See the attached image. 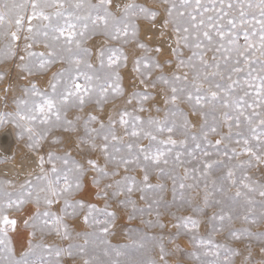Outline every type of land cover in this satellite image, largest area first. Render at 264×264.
<instances>
[{
    "label": "snow or ice",
    "instance_id": "snow-or-ice-1",
    "mask_svg": "<svg viewBox=\"0 0 264 264\" xmlns=\"http://www.w3.org/2000/svg\"><path fill=\"white\" fill-rule=\"evenodd\" d=\"M8 137L0 264H264V0H0Z\"/></svg>",
    "mask_w": 264,
    "mask_h": 264
},
{
    "label": "rangeland",
    "instance_id": "rangeland-1",
    "mask_svg": "<svg viewBox=\"0 0 264 264\" xmlns=\"http://www.w3.org/2000/svg\"><path fill=\"white\" fill-rule=\"evenodd\" d=\"M12 139L8 141H4V139L0 140V144L8 145L12 144ZM13 147L16 151V154L22 153V151L26 152L27 150L24 148L23 144ZM3 148L0 147V157H2ZM0 165H4V163H0ZM2 179V177H0ZM155 182V181H154ZM168 188L169 191L166 193V198L171 199V183L168 182ZM191 196L195 197L196 201H199V196H197L196 193H191ZM14 218L17 219V232L12 233L13 237V245L15 247L16 256L19 258L21 255V252L24 250H27V245L29 243L36 245L43 243L45 246H48L54 242H58L53 237H42L40 233L37 231L35 238L32 237L33 229L30 225H26L25 221L28 220V217L25 213L21 212L19 214H14ZM25 219V220H24ZM145 219H152V217H145ZM21 222V223H20ZM20 223V224H19ZM128 228H137V229H143L145 233L148 236H152L156 234L159 230L158 229H144L143 225L141 224V221L139 219L131 221L130 223L127 221L126 218L121 219L118 221L116 228L114 229L116 235L110 237V240L113 244H120L123 245H129L130 246V252L134 255L135 258L139 259H148L153 254L149 251V248L146 247L143 251H136L135 246L132 245V241L129 240V238L125 235V232ZM66 243V242H65Z\"/></svg>",
    "mask_w": 264,
    "mask_h": 264
},
{
    "label": "bare ground",
    "instance_id": "bare-ground-1",
    "mask_svg": "<svg viewBox=\"0 0 264 264\" xmlns=\"http://www.w3.org/2000/svg\"><path fill=\"white\" fill-rule=\"evenodd\" d=\"M10 138L11 137H8V138H6V139H4V141L6 140H10ZM12 142V141H11ZM13 147H15V146H13ZM14 149V148H13ZM3 151V150H2ZM15 151V150H14ZM25 151V150H24ZM24 151H22V153H20V154H16V160H14V161H11V162H9V163H7V164H4V165H0V172H5V171H7L8 172V175L9 176H14L15 175V173L20 169V158L22 157V156H24L25 155V153L26 152H24ZM16 152V151H15ZM0 177H2L3 178V176H0ZM25 220V219H24ZM21 223V222H20ZM19 223V224H20Z\"/></svg>",
    "mask_w": 264,
    "mask_h": 264
}]
</instances>
